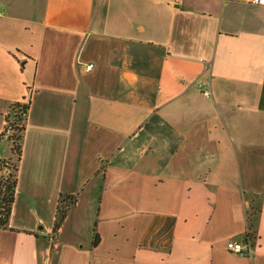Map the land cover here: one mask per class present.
<instances>
[{"label": "crops", "instance_id": "1", "mask_svg": "<svg viewBox=\"0 0 264 264\" xmlns=\"http://www.w3.org/2000/svg\"><path fill=\"white\" fill-rule=\"evenodd\" d=\"M17 104L0 264H264V6L0 0V177Z\"/></svg>", "mask_w": 264, "mask_h": 264}, {"label": "trees", "instance_id": "2", "mask_svg": "<svg viewBox=\"0 0 264 264\" xmlns=\"http://www.w3.org/2000/svg\"><path fill=\"white\" fill-rule=\"evenodd\" d=\"M27 107L20 104L14 105L12 107V114L6 117V128L2 137H6L7 141L11 143L12 153L15 155L16 159L7 163L5 173L0 177V228H7L12 206L15 201V194L17 188V171L18 164L22 152V140L23 133L25 131V117H26ZM74 204L73 199H69L68 202H62L58 210V218L56 223V229H59L63 223L65 216ZM259 214L258 207L251 202L250 207L247 211V224L248 229L251 234L248 236L249 239H255V227L257 222V217ZM98 236L94 237V242L97 244Z\"/></svg>", "mask_w": 264, "mask_h": 264}, {"label": "built area", "instance_id": "3", "mask_svg": "<svg viewBox=\"0 0 264 264\" xmlns=\"http://www.w3.org/2000/svg\"><path fill=\"white\" fill-rule=\"evenodd\" d=\"M249 2L254 5L264 6V0H249ZM205 95H208V93H205ZM250 234L251 231L248 229L244 243L233 241L228 242L226 246L227 250L234 255L252 258L255 252V239H249L248 236Z\"/></svg>", "mask_w": 264, "mask_h": 264}, {"label": "rangeland", "instance_id": "4", "mask_svg": "<svg viewBox=\"0 0 264 264\" xmlns=\"http://www.w3.org/2000/svg\"><path fill=\"white\" fill-rule=\"evenodd\" d=\"M6 140H7V138H6ZM9 146H11V143L10 142H6ZM12 151V150H11ZM11 155H12V158L15 160L16 159V157H15V155L11 152Z\"/></svg>", "mask_w": 264, "mask_h": 264}]
</instances>
